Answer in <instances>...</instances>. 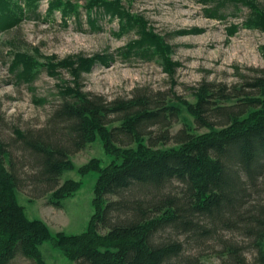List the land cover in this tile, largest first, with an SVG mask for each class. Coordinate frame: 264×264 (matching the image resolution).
I'll return each mask as SVG.
<instances>
[{"label":"trees","instance_id":"16d2710c","mask_svg":"<svg viewBox=\"0 0 264 264\" xmlns=\"http://www.w3.org/2000/svg\"><path fill=\"white\" fill-rule=\"evenodd\" d=\"M6 3L0 0V9ZM244 86L256 93L202 85L187 109L193 123L207 131L184 124L167 148L155 141L171 138L166 129L179 116L177 103L164 104L159 94L144 92L106 101L66 88L44 127L0 139V264L17 253L44 264L39 249L44 243L75 264H195L180 258L181 242L155 235L170 229L186 237H217L221 227L261 238L264 205L245 203L264 174V70ZM152 127L166 129L153 136ZM96 136L112 160L105 167L96 160L81 168L80 173L97 172L93 213L82 232L52 234L43 220L26 216L17 190L29 183L33 198L48 192L49 203L59 207L81 184L71 178L59 182L72 169L71 155ZM98 225L107 230L100 233ZM220 243L228 258L221 264H248L241 246ZM256 245L264 264L260 240Z\"/></svg>","mask_w":264,"mask_h":264},{"label":"rangeland","instance_id":"374dc122","mask_svg":"<svg viewBox=\"0 0 264 264\" xmlns=\"http://www.w3.org/2000/svg\"><path fill=\"white\" fill-rule=\"evenodd\" d=\"M3 1L7 2L0 9L3 141L44 127L65 89L79 88L106 101L144 92L159 94L164 104L177 103L179 116L170 119V126L150 131L157 136L166 129L171 138L156 140L155 146L171 147L172 136L184 124L197 133L207 131L193 123L187 109L202 85L243 87L242 92L254 95L256 91L244 84L264 70V0ZM11 152L18 158L13 148ZM70 160L72 169L63 172L59 182L71 178L81 184L59 207L49 203L48 192L33 198L29 183L17 190L26 216L43 220L52 234L85 230L93 213L97 172L80 173L81 168L96 160L105 167L112 157L96 136ZM254 186L245 203L249 207L264 205V174ZM97 229L107 230L102 225ZM216 231L217 237L199 233L186 237L168 229L154 238L178 240L183 244L180 258L194 259L195 264L228 260L221 240L241 246L248 264H260L256 241L264 252V235L257 239L238 230ZM39 249L44 264H75L49 243ZM9 264H33V260L17 253Z\"/></svg>","mask_w":264,"mask_h":264}]
</instances>
